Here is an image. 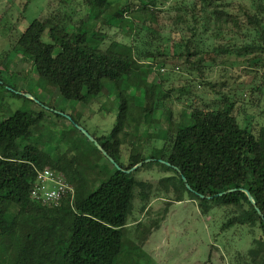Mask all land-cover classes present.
<instances>
[{
    "label": "trees",
    "instance_id": "1",
    "mask_svg": "<svg viewBox=\"0 0 264 264\" xmlns=\"http://www.w3.org/2000/svg\"><path fill=\"white\" fill-rule=\"evenodd\" d=\"M84 1L93 10L97 25L90 26L82 20L73 26L60 22L47 26L46 21L34 19L15 47L38 76L54 84L65 100L88 103L104 91L105 82L118 85L133 81L136 88H144L141 114H152L170 95L158 85L143 86L136 81L147 79L140 58L151 64L163 59L161 45L157 47L160 32L153 26L158 20L159 0H125L104 7L99 0ZM179 1L173 21L190 33L191 38L184 42L187 55H198L204 34L212 35L227 26L233 36L245 40L243 50L262 59L264 68V0ZM105 25H116L120 32L133 35L128 37L130 42L111 40L106 44L108 36L94 29ZM146 68L151 70L152 66ZM136 69L140 70L138 75H134ZM141 72L146 75L144 79ZM118 96L119 113L112 131L107 137H94L121 168L112 165L113 171L108 174L96 164L83 165L79 157L52 155L35 145L21 150L18 140L45 120L42 112L16 111L0 120V264H117L124 254V228L134 189L145 186L133 173L152 164L172 172L204 212L209 210L207 205L216 202L237 209L247 206V221L259 224L264 234V127L258 134L242 127L234 114V102L224 101L218 109H192L178 122L170 121L164 151L151 154L150 162L127 173L147 159L138 152L132 153L128 162L119 160L121 147L133 135L131 132L143 130L146 118L144 122L136 118L126 91L119 90ZM93 149L102 153L94 144ZM46 166L64 173L75 189L72 201L48 208L31 199L37 170ZM233 188L238 190L218 196ZM240 189L251 193L262 216ZM62 224L69 228L63 255L54 237Z\"/></svg>",
    "mask_w": 264,
    "mask_h": 264
},
{
    "label": "rangeland",
    "instance_id": "2",
    "mask_svg": "<svg viewBox=\"0 0 264 264\" xmlns=\"http://www.w3.org/2000/svg\"><path fill=\"white\" fill-rule=\"evenodd\" d=\"M123 1L99 0V4L104 7ZM158 2V20L152 25L160 32L157 47L161 45L163 59L151 64L140 58L147 79L136 82L143 86L158 85L170 97L144 117L141 114L144 88H136L133 81L118 85L105 82L104 91L88 103L68 101L54 84L38 76L15 47L18 37L34 19L46 21L47 26L57 22L73 26L82 20L90 26L97 25L93 10L84 0H0V120L16 111L45 115V120L31 134L18 140L21 150L35 145L49 154L79 157L83 165L96 164L107 174L112 172L113 164L93 149V143L78 126L93 137H107L119 113V90L126 91L130 97L136 118H142V122L146 118L143 130L138 131L140 135L131 132L133 135L121 147L119 160L123 163L138 152L150 162L149 156L160 154L168 144L170 121L178 122L195 108H221L224 101L234 102V114L240 125L258 134L264 127L262 59H256L252 51L243 50L245 40L233 36L227 26H221L213 36L204 34L198 55H187L184 42L191 38L190 33L173 21L180 1ZM136 26L140 28L141 24ZM94 29L108 36L106 44L111 40L128 43V37L133 36L120 32L116 25ZM154 43L158 41L154 39ZM192 48L193 45L191 51ZM148 65L152 66L151 70L146 68ZM139 71L136 69L134 75ZM142 72L144 79L146 75ZM258 87H261L259 91ZM133 176L145 186L134 189L124 228V254L117 264H264V234L259 224L247 221V206L237 209L216 202L207 205L209 210L204 212L195 196L182 188L180 180L158 164L146 166ZM68 230V225L62 224L54 231L62 255L68 243V240L65 243Z\"/></svg>",
    "mask_w": 264,
    "mask_h": 264
},
{
    "label": "built area",
    "instance_id": "3",
    "mask_svg": "<svg viewBox=\"0 0 264 264\" xmlns=\"http://www.w3.org/2000/svg\"><path fill=\"white\" fill-rule=\"evenodd\" d=\"M74 187L67 181L63 172L46 166L37 170L31 189V199L48 208L60 207L67 200L72 201Z\"/></svg>",
    "mask_w": 264,
    "mask_h": 264
},
{
    "label": "water",
    "instance_id": "4",
    "mask_svg": "<svg viewBox=\"0 0 264 264\" xmlns=\"http://www.w3.org/2000/svg\"><path fill=\"white\" fill-rule=\"evenodd\" d=\"M78 128H79V130L83 133V135L85 136V137H87V139L90 141V142H92L95 146H96V148L99 150V151H101L102 152V154L117 168V169H121L120 167H119V165L116 163V161L112 158V157H110L108 154H107V152L103 149V147L99 144V142L93 137V136H91V135H89L88 134V132L85 130V129H83L82 127H79L78 126ZM147 162H149V160L148 161H144V162H142V163H139V164H137L136 166H134L133 168H131L130 170H126L125 172H127V173H131V172H134L135 170H137L139 167H142L143 166V164L144 163H147ZM162 163H166V162H164V161H161ZM167 165H169L168 163H166ZM183 180H184V182L186 183V186H187V188L188 189H190V186L187 184V180L185 179V178H183ZM238 189H236V188H233V189H229V190H227V191H225V192H222V193H219L218 194V196L219 197H222V196H224V195H227V194H230V193H233V192H236ZM240 191H242L243 193H245L246 194V196H247V198H248V200H249V202L253 205V207L256 209V211H257V213L260 215V216H262V213H261V211L259 210V208H258V206H257V203H256V201H255V199L253 198V196L251 195V193L248 191V190H246V189H240Z\"/></svg>",
    "mask_w": 264,
    "mask_h": 264
}]
</instances>
